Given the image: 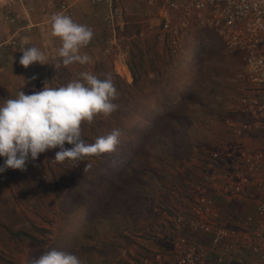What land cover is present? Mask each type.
<instances>
[{
  "label": "rangeland",
  "instance_id": "rangeland-1",
  "mask_svg": "<svg viewBox=\"0 0 264 264\" xmlns=\"http://www.w3.org/2000/svg\"><path fill=\"white\" fill-rule=\"evenodd\" d=\"M116 3L124 31L117 30L119 20L113 32L110 25L100 29L95 42L81 49L90 58L85 65L65 67L50 53L51 65L42 70L46 76L38 91L65 84L82 71L111 77L118 91L117 110L95 116L91 124L82 122L81 134L92 143L119 129L120 142L112 152L62 163L52 161L58 150L53 149L29 161L23 171L0 174V264H31L51 249L74 253L84 264H157V254L160 264H176L180 245L175 220L191 203L188 192L211 172L210 153L230 151L242 139L241 147L263 148L236 136L228 125L229 96L240 86L231 57L213 46L202 48L199 37L197 49L185 55L161 50L147 30L137 37L147 29L146 6L140 0H117L114 7ZM7 4L19 11L23 0H0L4 32L10 31ZM14 35L10 31L0 41ZM60 46L58 40L55 47ZM10 48L0 47V59H15L13 52L5 54ZM216 201L223 221L241 224L244 206L226 201L219 192ZM80 210L78 220L73 213ZM206 258L204 264H216L210 253Z\"/></svg>",
  "mask_w": 264,
  "mask_h": 264
},
{
  "label": "built area",
  "instance_id": "built-area-1",
  "mask_svg": "<svg viewBox=\"0 0 264 264\" xmlns=\"http://www.w3.org/2000/svg\"><path fill=\"white\" fill-rule=\"evenodd\" d=\"M115 1H107L110 14L121 19L122 11L113 8ZM145 4L147 34L161 50L185 55L197 49L199 37L202 48L213 46L231 57L240 86L229 96L228 125L236 136L263 147H241L242 139L230 151L210 153L211 172L189 191L186 198L191 203L175 220L180 245L176 264H204L208 253L216 264H264V0H145ZM16 18L8 11L5 22L13 25ZM116 27L122 31L123 23ZM1 46L18 47L19 54L24 49L13 38ZM218 192L246 208L240 225L223 221ZM161 257L155 255V263L160 264Z\"/></svg>",
  "mask_w": 264,
  "mask_h": 264
},
{
  "label": "clouds",
  "instance_id": "clouds-1",
  "mask_svg": "<svg viewBox=\"0 0 264 264\" xmlns=\"http://www.w3.org/2000/svg\"><path fill=\"white\" fill-rule=\"evenodd\" d=\"M49 23L51 36L61 41L57 50L60 64H87L90 58L81 49L92 40V29L62 13L53 14ZM21 53L18 62L25 68L33 63L47 64L46 55L37 47H26ZM117 98L111 77L101 79L82 71L58 87L44 86L31 94L19 90L14 98L0 100V174L8 169L23 171L29 161L34 162L40 154L53 149H58L52 159L56 163L114 151L120 142L119 129L86 143L81 124H91L97 115H111L118 108L114 102ZM65 144L71 147L66 148ZM90 167L91 164L85 165V169ZM31 264L84 262L74 253L51 249L33 258Z\"/></svg>",
  "mask_w": 264,
  "mask_h": 264
},
{
  "label": "crops",
  "instance_id": "crops-1",
  "mask_svg": "<svg viewBox=\"0 0 264 264\" xmlns=\"http://www.w3.org/2000/svg\"><path fill=\"white\" fill-rule=\"evenodd\" d=\"M141 2V5L145 7V0H140ZM22 6L24 10L22 7H19V11H14L17 7L14 9L9 7V13L16 14L17 18L14 21L15 23H13L15 25L14 28L7 26V29L9 28L11 31V35L15 34L12 38L19 44H23L24 48L37 47L46 57L50 53L52 54V52H55L57 55L59 48L55 47V43L58 40L60 41V39L50 34L49 19L53 14L62 13L70 16L75 22L87 25L92 29L93 38L86 48H89L95 42V36L99 35L100 29L106 31L107 27H109L108 25H110L113 32L115 20H119V24L124 23L122 18L116 19L111 16L107 0H98L97 2L94 0H23ZM116 6H113V8L122 11L118 3H116ZM37 16L38 18H36ZM102 19L103 23L101 24L100 20L102 21ZM145 19L144 15V23ZM144 31L142 32L145 33ZM9 32L0 30V40H5V38L9 37L6 36V33L9 34ZM16 50V47L5 50V54L9 51L14 53L10 55L15 58L12 61L4 57L0 59V100L14 98L19 90L26 94L38 91L41 81L46 76V74L42 73V70H46L51 65L48 63L49 58L47 57V64L39 65L33 63L25 68L19 64L20 58L15 54L17 53Z\"/></svg>",
  "mask_w": 264,
  "mask_h": 264
},
{
  "label": "trees",
  "instance_id": "trees-1",
  "mask_svg": "<svg viewBox=\"0 0 264 264\" xmlns=\"http://www.w3.org/2000/svg\"><path fill=\"white\" fill-rule=\"evenodd\" d=\"M124 29H125V27H124ZM124 29H123V31H124ZM144 30H147L145 27H144V29H143V31ZM139 33H142V30H140V31H138L137 32V34L139 35ZM138 35H137V37H138ZM139 38V37H138ZM107 194H108V192H107ZM190 195V192H188V194H187V196L186 197H188ZM105 201L103 202V204H102V206L104 205L105 206ZM75 209H77V207L75 208ZM80 212H81V210L80 211H75L73 214H76V216H75V218L76 219H78L79 220V217H80ZM199 241H201V239L199 240ZM203 242V241H202ZM203 243H205V242H203ZM103 264H106V263H103Z\"/></svg>",
  "mask_w": 264,
  "mask_h": 264
}]
</instances>
